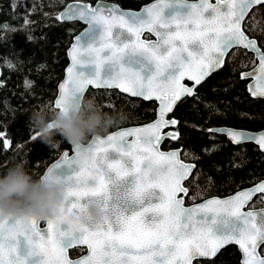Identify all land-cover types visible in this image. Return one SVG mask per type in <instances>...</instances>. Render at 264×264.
<instances>
[{
    "label": "snow or ice",
    "instance_id": "snow-or-ice-1",
    "mask_svg": "<svg viewBox=\"0 0 264 264\" xmlns=\"http://www.w3.org/2000/svg\"><path fill=\"white\" fill-rule=\"evenodd\" d=\"M261 9L264 0H158L143 13L102 2L69 4L57 19L81 20L88 29L69 52L72 66L53 108H61L70 94L83 97L90 87L119 89L160 101L158 118L93 137L74 146V155L65 151L44 174L55 172L68 184L65 214L47 220L46 228L36 218H0V264H195L231 243L241 249L242 264H264V208L254 205L264 201V181L227 199L185 207L190 195L185 181L195 166L180 160L178 151L159 149L165 139H179L178 132L163 131L179 123L167 114L184 98L195 97L241 49L254 56L253 71L241 73V79L254 77L249 92L264 97ZM257 30L259 39L249 35ZM145 33L156 39H143ZM185 78L193 86L185 85ZM226 134L235 144L254 140L264 151V132L253 136L229 129ZM0 140L4 151L12 149L6 132ZM93 201L101 203L104 222L72 218ZM80 246L88 255L70 258L69 249Z\"/></svg>",
    "mask_w": 264,
    "mask_h": 264
},
{
    "label": "trees",
    "instance_id": "trees-1",
    "mask_svg": "<svg viewBox=\"0 0 264 264\" xmlns=\"http://www.w3.org/2000/svg\"><path fill=\"white\" fill-rule=\"evenodd\" d=\"M71 1L75 0H0V132H6L13 142L12 149L4 151L0 140V175L24 163L30 173L40 176L60 153L71 148L59 134L53 143L44 142L31 121L33 111L53 107L69 62L68 47L84 28L79 21L57 19ZM81 1L95 4L98 0ZM108 1L139 9L152 0ZM261 26L264 21L258 29ZM249 34L260 38L259 30ZM253 59L252 54L245 55L241 49L235 59L229 58L222 69L198 87L195 97L183 99L172 113L179 121L174 127L179 139H166L162 147H181L182 157L196 164L186 182L190 191L187 204L210 196H226L264 179V152L256 144H234L225 135L209 131L220 126L264 129V98H253L248 80L241 79V73L253 66ZM26 81L30 87L25 86ZM85 97L94 99L103 113L125 117L108 132L145 123L156 116L155 101L130 97L118 89L91 87ZM254 205L264 206V201L255 200ZM85 251L79 247L71 249L70 254L78 257ZM261 251L264 254V248ZM195 264H241V253L235 245H228L216 257L197 260Z\"/></svg>",
    "mask_w": 264,
    "mask_h": 264
},
{
    "label": "clouds",
    "instance_id": "clouds-1",
    "mask_svg": "<svg viewBox=\"0 0 264 264\" xmlns=\"http://www.w3.org/2000/svg\"><path fill=\"white\" fill-rule=\"evenodd\" d=\"M124 118L103 113L94 99L71 94L63 99L61 108L45 106L31 115L34 130L44 142L53 143L59 134L74 146L89 137L104 136ZM68 203V184L55 172L35 176L24 163H18L0 175V218L55 220L65 214ZM72 218L80 223L89 218L104 222L105 212L99 201H93L83 215Z\"/></svg>",
    "mask_w": 264,
    "mask_h": 264
},
{
    "label": "water",
    "instance_id": "water-1",
    "mask_svg": "<svg viewBox=\"0 0 264 264\" xmlns=\"http://www.w3.org/2000/svg\"><path fill=\"white\" fill-rule=\"evenodd\" d=\"M101 2L104 3V4H106V5H115V6L119 7V9H121L122 11H125V12L143 13V10L145 9V7H148V6H151V5H153V4H156V3L158 2V0H152V1H150V2H148V3H146V4H144V5H142V7L139 8V9L124 8V7H122L119 3L115 2V1H108V0H98V1H97L95 4H93V5L95 6L97 3H101ZM189 2H192V0H189ZM212 2L215 3V0H212ZM76 3H90V2L81 1V0L71 1L70 3H68V4H67V5H66V6H65V7L59 12V15H60L62 12H65V11L67 10V6H68L69 4H76ZM60 20H61V19H60ZM61 21H67V22L79 21V22L83 23L84 28H83L80 32H78V33L73 37V40H72L70 46L68 47L67 55H68L69 62H68L67 66H66V68H65V70H64V75H63L61 81H60L59 84H58V92H57V95H56V97H55V100L57 99V97H58V95H59V85L62 84V83H64V82L66 81V79H67V69H68L69 67L72 66V60H71V57H70V55H69V52L71 51L72 47H73L74 44L76 43V38H77V37H83V34H84V33L86 32V30L88 29V25H87L84 21H81V20H66V19H64V20H61ZM147 34H149V33H145L144 36H143L142 38H143V39H146V40H155V39H156V37H155L154 35H152V34H149V35L151 36L150 38L146 37ZM252 71H253V68L250 69V70H248V71H243L242 73H251ZM215 72H216V71H215ZM1 74H2V70H1V68H0V76H1ZM212 74H213V73H212ZM212 74H211V75H212ZM211 75H210V76H211ZM245 79H249V80H250V81L248 82V84H247V88H248V91H249V85L256 84L257 81L255 80L254 77L245 78ZM183 83H184L185 85H187V86H193V82L190 81V80H188L187 78L184 79ZM90 88H91V87H90ZM90 88H89V89H90ZM94 89H95V88H94ZM118 90H119V89H118ZM119 91L122 92L121 90H119ZM122 93H124V92H122ZM249 93H250V92H249ZM86 94H87V92L85 93L84 97L86 96ZM124 94H126V95H128V96H130V97L144 99L143 97L132 96V95H130L129 93H124ZM251 96L254 97V98H264V97H260V96H253V95H251ZM184 99H185V98H184ZM144 100H146V99H144ZM148 101H155V102L157 103L156 117H155L153 120L148 121V122H145V123H141V124H134V125H129V126L121 127V128H118V129H115V130H113V131H110V132L106 133L104 136H106V135H108V134H111V133H113V132H116V131L122 130V129L138 128V127H143V126H145V125H148V124H150V123H153V122L158 118V112H159V108H160V101H158V100H156V99H152V100H148ZM179 103H180V102H178V104H179ZM178 104H177V105H178ZM174 109H175V108H174ZM174 109H173V111H174ZM173 111H172L171 113H168V114H167V117H166L167 119H175V120H177L175 117H172V113H173ZM175 126H176V125H175ZM175 126H169V127L165 128L163 131H164L165 133H176V132L179 133L178 130L174 129ZM229 129L237 130V131H243V132H245V133H247V134H249V135H253V136L256 135V134H259L260 132H264V129H260V130H249V129H245V128H235V127H229V126H220V127H213V128H212L213 132H216V133H219V134H223V135H225L226 138L232 142V140H231V139L229 138V136L226 134L227 131H228ZM168 139H172V138H168ZM91 140H92V137H91V139H90L88 142L83 143V145H87V144H89V143L91 142ZM165 140H166V139H165ZM165 140H164V141H165ZM164 141L159 145V149H160V151L165 152V153H167V152H172V151H178V152L180 153V157H179L180 160H182L185 164H189V165H194V166H195L194 169H193V172H194V170H195V168H196V164H195L194 162H192V161H186V160L182 157V154H181V150H182V148H181V147H175V148L165 149V148L162 147ZM244 143H254V144H256V143L254 142V140H246V141H244V142H242V143H240V144H244ZM234 144H235V143H234ZM256 145H257V144H256ZM257 146H258V145H257ZM259 148H260V147H259ZM260 150H261V149H260ZM65 151H68L70 155H74V145L71 144V148H70V149H65L62 153H60V155H58V156H57V157H56V158H55V159H54V160H53V161H52V162L46 167V169H45V171L43 172L42 175H44V174L46 173L47 169H48L49 167H51L53 164H55V163L61 161V159L63 158V153H64ZM261 151H262V150H261ZM263 152H264V151H263ZM193 172H192V174H193ZM189 179H190V177H189ZM189 179H188V180H189ZM188 180L185 181V186H186V182H187ZM261 181H264V179H262V180L256 182L255 184H257V183H259V182H261ZM253 185H254V184H253ZM253 185H251V186H247V187H244V188H242V189H239V190H237L236 192H234V193H232V194H229V195H226V196H218V195L210 196V197H207V198L203 199L202 201L195 202V203H192V204H187V203H186V197H185V207H192V206L197 205V204H202V203H205L206 201L211 200V199H213V198L227 199V198H229V197L234 196L236 193H238V192H240V191H242V190H245V189H249V188H251ZM186 187H187V186H186ZM250 205H251V204H250ZM250 205H249L248 207H250ZM260 208H264V206H262V207H257L256 209H260ZM247 210H248V208L246 207V208H245V211H247ZM40 226H41L42 228H46V226H47V225H46V221H45V220H41V221H40ZM229 245H235V246L238 248V250H239L240 253H241V264H242L243 254H242V251H241V249L239 248V246H238L237 244H235V243H231V244H229ZM227 246H228V245H227ZM227 246H225V247H227ZM80 247L85 248L86 251H85L82 255H80V256H78V257H72L71 254H70V250H71V249H69V253H68V254H69L70 258H72V259H78V258H80V257H82V256H86V255H88L87 247H86V246H80ZM225 247H224V248H225ZM222 249H223V248H222ZM222 249H221V250H222ZM221 250H220V251H221ZM220 251H219V252H220ZM219 252H218V253H219ZM260 252H261L262 255H264V254L262 253L261 249H260ZM218 253H217V255H218ZM217 255H216V256H217ZM216 256H215V257H216ZM212 258H214V257H212ZM202 259H211V258H199L198 260H202Z\"/></svg>",
    "mask_w": 264,
    "mask_h": 264
},
{
    "label": "flooded vegetation",
    "instance_id": "flooded-vegetation-1",
    "mask_svg": "<svg viewBox=\"0 0 264 264\" xmlns=\"http://www.w3.org/2000/svg\"><path fill=\"white\" fill-rule=\"evenodd\" d=\"M250 35V34H249ZM250 36H252V35H250ZM255 37V36H254ZM253 68V66L250 68V69H252ZM250 69H248V70H250ZM248 70H245V71H248ZM246 80H248L247 81V84H248V82L250 81L249 79H246ZM204 83V82H203ZM254 98V97H253ZM156 117V116H155ZM172 148H174V147H172ZM169 149V148H168ZM260 207H262V206H260ZM255 208H257V207H255Z\"/></svg>",
    "mask_w": 264,
    "mask_h": 264
}]
</instances>
